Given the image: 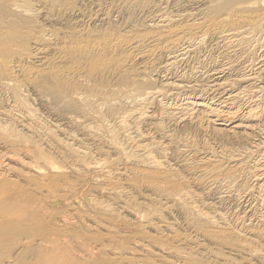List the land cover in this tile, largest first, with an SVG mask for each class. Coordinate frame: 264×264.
Wrapping results in <instances>:
<instances>
[{"label": "bare ground", "instance_id": "bare-ground-1", "mask_svg": "<svg viewBox=\"0 0 264 264\" xmlns=\"http://www.w3.org/2000/svg\"><path fill=\"white\" fill-rule=\"evenodd\" d=\"M30 1L36 0H0V264H120L125 260L121 240L126 235L116 236L118 241L108 239L118 258H98V252V257L93 256L85 244H80V258L64 243L65 239L80 240L78 231L58 229L53 221L46 222L47 214L71 202L91 208L96 222L111 230L113 221L107 214L115 212L112 206H117V212L129 210L139 222L154 209L150 198L164 201L169 210L182 215L178 224L185 229L183 235L176 228V233L168 230V237L163 228L156 227L162 235L159 242L164 238L179 243L174 249L170 243H161L162 253L182 256L183 261L180 243L188 249L201 245L203 249V242L208 241L220 248L205 244L208 248L198 255L216 261L224 256L230 264L246 258L264 264V0H156L154 10L143 15L144 31H136L135 36L130 33L124 41L120 34L97 39L96 32L83 27L68 31L57 21L61 28L37 31L31 18L38 16L40 7L39 12L32 11ZM52 1L54 7L65 5L63 0ZM143 1L147 0H124L115 10L133 20L136 4L142 12L147 10ZM50 2L43 0L40 5L46 9L44 3ZM49 15L44 14L47 19L54 17ZM127 29L133 31L130 26ZM128 49L137 52L132 61L141 60L134 67L127 57H109ZM157 54L163 61L153 75H144L148 61ZM193 57L198 60L199 75L194 68H185ZM24 92L39 98L57 120L47 123L36 114ZM166 122L193 126L204 136L245 146L238 156L251 157L248 190L252 194L251 190L250 195L238 193L237 206L223 208L228 197L218 193L214 198L211 189L230 188L224 180L217 182L207 167L205 172L200 170L202 175L197 174L206 182H197L209 185L201 186L200 192L193 188L188 182L190 173L185 175L188 160L180 155L187 149H179ZM105 140L115 154L103 155V147L101 153L96 149ZM210 158L204 155L195 161ZM70 174L78 180L94 174V178L118 183L103 185L102 197L92 206L79 190L80 181L70 180ZM202 194L207 198L199 201ZM186 253L191 256L193 252Z\"/></svg>", "mask_w": 264, "mask_h": 264}, {"label": "rangeland", "instance_id": "rangeland-1", "mask_svg": "<svg viewBox=\"0 0 264 264\" xmlns=\"http://www.w3.org/2000/svg\"><path fill=\"white\" fill-rule=\"evenodd\" d=\"M42 1L43 0L30 1L29 2V5H28L29 7L31 6V8L33 7V9H31V8L30 9L32 11L34 10L35 12H39L36 9L38 7H40V13H37L38 14V16H36L37 18L35 16H33L34 18H31L34 21V22H32L31 25L34 26L37 31H39V29H41V28L42 29H47L48 28L47 31L48 30L51 31L53 29V27L54 28H56V27L57 28H61V27L63 28V27H65L64 29L69 31L70 29H76V28L77 29H81L83 27L82 29H86L85 31H88L90 33L96 32L95 37L97 39L98 38H100V39L103 38V35L105 37H107V36L109 37L110 36L109 34H111L112 37H114L113 35H115V36L118 37L119 34H120V39L122 41H124L125 39H128V37L131 36L132 34L134 35V34H138L139 32H143L144 31L145 27L143 26L144 25L143 24V19H144V16L143 15L147 16L148 15V12L154 10V6H153L152 3L155 4V2H157L156 0L143 1L144 2L143 3L144 4L143 6L147 9L145 12H142L141 10H139V7L141 6L140 4H136L134 6V8H133V9H136L137 10V11L134 10V12H133L134 13L133 14V18L134 19L133 20L132 19L128 20V19H124L125 16L123 14H121L120 12H118V10L117 11L115 10V7L116 6L117 7L120 6V3L122 5V2L124 0H63V2L65 4L64 6H62L63 8L62 7H54V6H52L51 3L53 1L52 0H48V1H51V2L50 3H47V4L44 3V5L46 6V9H43V7L41 6L42 5ZM50 6L52 8H54L55 10L53 9V11H52L51 10L52 8ZM111 10L112 11L114 10V12L110 13ZM51 11H52V13H51ZM57 12H59V13H57ZM45 13L50 14L49 16H51V17H52V15H54L55 18L54 17H52V18L49 17V19H47L44 16ZM37 14H35V15H37ZM40 15L42 16V18H41ZM58 16H60L61 18L59 17V19H58ZM56 21L59 22V25L61 27L58 25V23ZM60 21H61V23H60ZM131 24H133V26H131ZM129 26H130V28L132 27V30L133 31L135 30V33L133 31H127L128 30L127 28ZM141 26H142V28H141ZM137 28H138V30H137ZM91 30H92V32H91ZM136 31H138V33H136ZM130 33H132V34L130 35ZM90 40L92 41V38ZM93 40H94V38H93ZM95 41H99V40H96L95 39ZM128 50H125L126 52L123 50L122 55L120 54L121 53L120 51H117L118 53L116 52L115 54H112L109 57L113 56V58L114 57L116 58V57L124 56V57H121V58L123 59V58L127 57L126 60L128 59L127 61L130 60V62H131L133 60V58L137 55V52H136L135 49H128ZM137 51H138V49H137ZM157 55H156L157 57L152 58L153 60L150 59L148 61L147 70H145L144 75H150L152 72H153L152 73V75H153L155 73V71H154L155 67L158 66V64L163 61V59H162L163 57H161L160 54H157ZM162 55L164 56L165 54H162ZM134 60L135 61H132V65H131L132 67H134L136 64H138V61L139 62L141 61L139 59V57H136ZM197 62H198V60L196 59V57H193L190 60V64L188 62V64L186 65L185 68L188 69V70L194 68L196 70V69L199 68V65L197 64ZM188 70H186V71H188ZM195 70H194V73H196V75H199L198 74V71L200 70V68L198 70H196L197 72ZM169 81H172V80H169ZM25 97H26L27 103L35 111V113L41 115V118H43L44 120H46V122L47 121L53 122V121H56L57 120L54 116H52L49 113V111H50L49 107L47 106L45 108V106H43V103H40L39 98H37L33 93H31V92L30 93H27V95H25ZM53 107H56L57 108L58 106H53ZM149 110H152V109H149ZM47 116H48V118H47ZM156 119H160V117H157L156 116ZM156 119H153V121L156 120ZM166 119H168V118H166ZM167 123L168 122L165 123L166 130H168V131L169 130H172L173 131L172 133H174V137L177 140V146H180L179 149L180 150L182 149V151H184L183 149H187V152L188 153L186 151L185 152H182V154L180 153V155H182L183 158L181 156H179L178 158L181 157L182 159L185 158V160H188L186 162L187 164H186V167L185 168H187V167L188 168H187V170L185 172V175L188 174V173H190L191 175L189 174L188 177L191 176L192 177L191 179H193V181L195 179L194 182L191 179L188 181L190 184H191V182H192V184L194 183L193 185L191 184V186L193 188L198 189L197 191H199L201 189L203 190L204 186L205 185L208 186L209 183L208 182L207 183H203V181L206 182V180H204L205 178L202 179V177L199 176V175H202V174H199L201 172L200 170H202L203 172H205L207 170H208V172L211 171V175H213V174L215 175L216 174L215 176H217V180H216L217 182H218V180L219 181L220 180H224V183L226 184L225 186H228L230 188L229 190H227L226 188L222 187V185H221V187L220 186H216L217 188L211 186L210 188L213 187L211 189V192L215 195L214 198L215 197L217 198L219 195H220V197H222V196H225L226 198L228 197L227 198V201L224 204V207L223 208H226V207L233 208L234 206H237V204H238V201L237 200L238 199L236 198V195L238 193L239 194H243L245 192L248 194L250 192V190H251V189L248 190V187H250V184L252 183V180H250V178H249L250 173H251L250 168L252 166V161L250 159L251 157L249 158L248 155L238 156V155H241V152L246 147L243 146V145L241 146V144L239 142H236V141L227 140L225 138L223 139L221 137H215V138H213V137L210 136V134H209V137L208 136H204L203 134H201V132L199 130L197 131V129H194L193 126L192 127L190 126V127L184 128V127H182L183 124H181V125L180 124L179 125L178 124H175V125L172 124L171 125V123H168V124ZM179 126H181L182 128L181 127L179 128ZM54 134L57 135V133H54ZM105 141H106L105 143L102 142L101 145H98L96 147V149H98L100 153L103 151L102 152L103 155H108L109 156V154H111V155H112V153L115 154L114 151H110V150H112V148H111V145L108 143V141L107 140H105ZM118 141L120 142L121 140H118ZM229 141H231V142H229ZM183 146H185L186 148H183ZM101 147H103L104 149L101 148ZM204 155H208V156H210L212 158H210V160H208V161H200V162L195 161V160H197L198 157L200 159ZM240 158H241V160H240ZM109 159L110 160H113V157H110ZM197 163H199V165H196ZM236 163H241L240 167H238L239 169L238 168L237 169L236 168L235 169L232 168V167H234V165ZM191 167H193V169ZM206 167L208 168L207 170H206ZM216 169L218 170V172H217ZM192 170H193V172H192ZM187 171H188V173H187ZM226 171H228V172L230 171V172H232V174L230 172L228 173ZM115 174L116 173H113V176H112L113 178L112 179L116 178L117 175H115ZM197 174H199V175H197ZM223 174H225V175H223ZM219 175H220V177H218ZM222 175L224 177H222ZM71 179H72V181L77 182V183L80 181L79 182V190H81V193H84V195L86 197L88 196L87 198H89V200L91 201V205L92 206L94 205L93 203H95V201L98 198H100L99 196H101V195L99 194V191L101 190V188H103V185H106V184L108 185L111 182H112V184L113 183H118L117 181H115V182L112 181V179H111L110 182H106L104 180L102 181L101 179H97L96 177L94 178V174H92V175H85L84 177H82L79 180H78V178H75L73 174L72 175L70 174V180ZM197 180L198 181L200 180V182H201V180H203L202 181V184L200 182H197ZM195 184L197 186H195ZM201 186L203 188H201ZM227 191H231V193H228ZM252 192L253 191L251 190V194H252ZM218 193H220V194L218 195ZM231 195H232V197H230ZM249 195H250V193H249ZM198 197H200V195ZM103 198H101V200H104L105 201L106 198L105 197H103ZM134 198L137 200L136 197H134ZM140 198L141 197H139V200L142 201ZM206 198H207V195H203L202 194L201 195V199L198 198V200L200 201V200H203V199H206ZM73 200L74 199L71 198L70 201H73ZM149 201L151 203H153L152 201H154V203H155V204L153 203L154 209L153 210L151 209V210H152V212L154 210L156 212H154L152 214V212L150 211L151 213H150V215L148 214V219L143 218V219H141L142 221L139 220V222H138V220H135V218L133 217L134 214L132 212H130L129 210L126 209V210H121V211L117 212V210H118L116 208L117 206H114V207L112 206L111 209H113V211H115L117 213L112 212L111 214H107V218L113 221V222H111V224L113 225L112 228H110L111 230H109L108 227L106 228L105 225L100 224L99 222H96L97 220L94 219L93 213L91 212V208H89L90 209L89 210L88 207H84V208L83 207H76V204L72 205L71 202H65V203L63 202L59 207H57V208H60V210L59 209L57 210V208H55V210H53V211H50L49 210V212L47 214V217L48 218L50 217V218L49 219L46 218V222L50 223V221L51 222L53 221V223L55 225H57L58 229L59 228L60 229H63L64 227H67V229H71V231H73V230H74V232L75 231H78L77 233L81 236L80 237V240L78 239L76 241V239H71V240L65 239L64 240V243L67 246H69V249L71 248L72 251L75 250V251H73V254L75 256L77 254L78 257H80V258H82L81 256L83 254L82 251H81V249H80V246H81L80 244H85V247L86 248H88V249L90 248L91 250L94 251V252L92 251L93 252V256H96V254L98 252L99 255H100L99 256L97 254L96 257L99 256L98 258H110L111 257L112 259L113 258L116 259V258H118L117 255H116V251L113 250V248H114L113 245H112V248L109 246L112 243L110 241H108V239L109 240H113V241H118L117 240L118 238H116V236H124V235H126V236H124V239L121 240L122 243H123V244L121 243V245H122L121 247L124 246V248H123L124 250H123L122 254H123V257H124L125 260H121L120 261V264H125V263L126 264H152L154 262H156L158 264H162L163 262L166 263V264H168L169 262H170V264L171 263L173 264V262H174V264H191L192 261L193 262H196L195 264H204V263L205 264H214L217 261L219 262V264H223V263L224 264L225 263L226 264H230L231 263V262L230 263H227L229 261L224 256L223 257L222 256H219L217 258V261H216V259L213 258V257H209L207 255H202V254H201V256L198 255L200 253L199 251H201V250L204 251L205 248H208L207 246H210L211 248H217V249L220 248V246L216 245V243H214V245H213L214 247L211 246L210 242L208 244V241L203 242L204 245L205 244L207 245V246L205 245L206 247L203 245V249L201 248L202 245L199 246V247L198 246L197 247H193L192 246V248L190 247L188 249L187 246H185L184 243H180L181 244L180 246L184 245V247L182 246V252H185V253L187 252L189 254H191L193 252L191 254L192 257L190 255H189L190 256L189 257L188 255H185V253H183L185 255V256L183 255V257H185L184 260L186 259L187 261H189V263L186 262V260L185 261L184 260L181 261L182 260V256H175L176 254L175 255H174V253L171 254L169 251H167V252L170 253L169 255H167L166 253H165L166 255L164 253H162L160 251L161 250V248H160L161 243L164 244V245H167L168 244V246H169L171 244V242H169L170 243L169 244L168 241H166V240L163 241L164 238H163V240H161V242H159V240L162 239V235L159 234L157 228L158 229H161V230L163 228V230L165 231V236H168V235H166V233H168V230L171 229V233H174L175 232V229L176 228L177 229L179 228L180 229V232H178V234L179 235H183L184 232H182V231H185V229L180 224H178L179 221H181L180 218H182V217H180V216H182V215L179 216V214H177V213H179L178 210L175 211L173 209L175 211V213H174L173 210L171 209V207H170V210H169V208L166 207L164 201H161L160 203H158L157 202V199L154 200L153 198H150ZM111 203L112 202H109V204H111ZM105 204H107V203H105ZM159 204H161V207L162 208L159 206ZM167 206H169V205H167ZM240 207H239V209H240ZM141 208H142V210L145 209V208L143 209V207H141ZM157 208H158V210H157ZM166 208H168V209H166ZM144 212H145V210H144ZM147 213H148V211H147ZM112 214H113V216H112ZM247 214H248V212H247ZM145 219H146V221H145ZM48 220H50V221H48ZM83 220H84V222H83ZM92 222H94V224ZM148 222H152V223H148ZM156 222H159V223L156 226H153V224H155ZM175 222H177V223H175ZM113 223H115L116 225L113 224ZM171 223L174 224V225H172ZM54 224H53V226H54ZM66 224H67V226H65ZM127 224H129L128 227H130V229H131V230H129V233L127 232L128 231V227L126 226ZM49 225H50V228L52 230L53 229L54 230H57V227H55V226L53 227L52 224H49ZM69 225H71V226H69ZM87 225H89V226H87ZM173 226H175V227H173ZM167 227H169V229ZM114 228H116V229H114ZM123 232H125V233H123ZM130 232H131V236H130ZM111 237H114V239H112ZM125 237L127 238L126 239L127 241H129L132 237L134 239H133V241L127 242V241H125ZM155 239L157 241H155ZM108 242H110V243H108ZM157 242H159L160 244L157 243ZM185 243L186 244H190L189 241H187ZM99 244L101 246L103 244L106 248L105 247L102 248L101 246H99ZM116 244H119V243H116ZM177 244L179 245V243H177ZM177 244H175V243L173 244L172 243L170 246L171 247L172 246L174 247ZM146 245H148L149 247L148 246L146 247ZM191 245H194V244H191ZM142 249H143V251H142ZM190 249H192L191 252H190ZM145 251H147V252H145ZM148 252H149V254H148ZM117 253H119V251ZM120 254H121V252H120ZM179 257H180V259H179ZM208 257L209 258H212L214 260V262H212L213 260L209 259ZM98 258H96V259H98ZM132 258L135 259V260H133ZM158 258L160 259V261H162V263H160V261H158L159 260ZM162 258H164V259H162ZM206 258H208V259H206ZM246 261L249 264H259V262L257 263V262H255L256 260L253 261V259H247L246 258ZM246 261L245 260H243V262L240 261L241 263L239 262V264H247ZM218 262L216 264H218ZM221 262H223V263H221ZM192 264H194V263H192Z\"/></svg>", "mask_w": 264, "mask_h": 264}]
</instances>
